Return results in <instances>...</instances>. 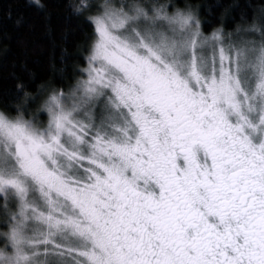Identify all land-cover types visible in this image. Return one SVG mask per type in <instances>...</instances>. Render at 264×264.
Masks as SVG:
<instances>
[{
    "label": "snow or ice",
    "instance_id": "1",
    "mask_svg": "<svg viewBox=\"0 0 264 264\" xmlns=\"http://www.w3.org/2000/svg\"><path fill=\"white\" fill-rule=\"evenodd\" d=\"M68 6L74 83L0 109V264H264V0L236 38L191 5Z\"/></svg>",
    "mask_w": 264,
    "mask_h": 264
},
{
    "label": "trees",
    "instance_id": "2",
    "mask_svg": "<svg viewBox=\"0 0 264 264\" xmlns=\"http://www.w3.org/2000/svg\"><path fill=\"white\" fill-rule=\"evenodd\" d=\"M71 2L40 0L41 7L35 0H0V109L14 107L17 83H23L32 93L41 85L67 90L74 83V76L86 63L92 29L71 14ZM142 2L178 8L191 5L205 34L223 26L226 33L237 37V26H245L241 13L252 0ZM239 35L244 37L243 32Z\"/></svg>",
    "mask_w": 264,
    "mask_h": 264
},
{
    "label": "rangeland",
    "instance_id": "3",
    "mask_svg": "<svg viewBox=\"0 0 264 264\" xmlns=\"http://www.w3.org/2000/svg\"><path fill=\"white\" fill-rule=\"evenodd\" d=\"M234 38H236V37H234ZM38 115H41V114H38Z\"/></svg>",
    "mask_w": 264,
    "mask_h": 264
}]
</instances>
